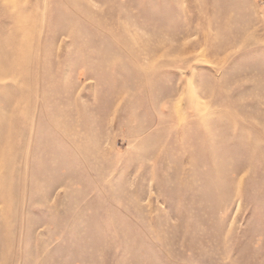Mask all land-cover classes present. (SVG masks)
Listing matches in <instances>:
<instances>
[{"label":"rangeland","instance_id":"obj_1","mask_svg":"<svg viewBox=\"0 0 264 264\" xmlns=\"http://www.w3.org/2000/svg\"><path fill=\"white\" fill-rule=\"evenodd\" d=\"M0 264H264V0H0Z\"/></svg>","mask_w":264,"mask_h":264}]
</instances>
